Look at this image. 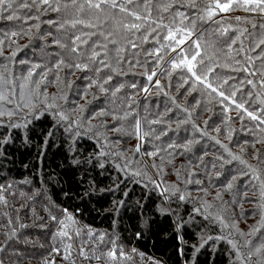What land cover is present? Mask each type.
<instances>
[{
  "label": "trees",
  "instance_id": "trees-1",
  "mask_svg": "<svg viewBox=\"0 0 264 264\" xmlns=\"http://www.w3.org/2000/svg\"><path fill=\"white\" fill-rule=\"evenodd\" d=\"M42 10L43 7L27 12L14 4L10 11L21 17H27L25 12L36 13L46 24L55 21L51 12ZM231 13L228 15H234ZM39 20L0 19V40L3 45L8 42L6 49L16 52L12 58L21 69L26 62L20 61L32 57L33 42L28 38ZM78 27L75 35H80ZM12 32L19 35L13 37ZM218 32L216 20H208L185 44L194 48L193 41L199 40L201 54L212 57L214 66L221 65L207 79L225 96L231 97L236 91L235 97L227 100L199 82L195 91L189 92L194 80L181 69L165 79L174 71L175 57L168 61L164 58L172 55L176 44L160 48L158 42H142L146 34L143 30L135 35L128 32L138 47L125 50L119 65L100 72L96 71L98 58L95 63L90 62L83 48L79 53L71 52L73 46L67 41L62 42L67 47L58 46L46 56L52 72L59 76L56 92L60 99L52 100V108L42 110L24 127L15 128L0 121V195L7 201L0 202L3 264H241L230 244L209 237L232 232L229 238L238 242L241 253L248 254L243 245L253 234L241 237L231 227L222 228L214 217L219 214L230 225L227 216L234 218V214L224 208V201L230 208L260 196L264 183V104L260 103L264 85L260 81L264 80V71L250 65L242 68L247 71L236 70L235 60L247 61L246 53L241 51L236 59L229 58L228 67H223L215 52L229 53V40ZM162 34L167 35V30ZM183 35L180 33L179 37ZM234 35L229 33L230 38ZM169 44L167 41L165 45ZM33 45L41 47L39 41ZM157 48L162 59H157ZM55 56L64 61L60 69L54 66L58 62ZM76 63L89 64V69L80 72L83 79L72 80L78 69L71 70L73 67L68 65ZM117 68L119 71H114ZM153 71L155 79L149 80ZM109 76L112 79L105 83ZM228 77L233 79L222 87L213 84L218 78ZM183 78L187 80L185 84ZM248 80L253 84H248ZM256 82L258 88L253 87ZM91 83L92 87H88ZM101 84L106 92L101 91ZM120 85L123 87L116 91ZM85 95L92 97L91 113L104 110L108 116L91 121L87 104L77 117L74 110ZM232 99L244 103L260 119L248 117ZM60 113L67 119L61 118ZM154 120L159 123H150ZM116 127L127 133L124 135L130 150L123 151L122 147L127 146L119 137L121 132L111 133ZM153 152L157 154L150 155ZM233 156L240 159L233 160ZM233 176L237 179L233 188L227 190ZM217 190L224 200L217 198ZM22 193L32 196H19ZM181 195L184 200L179 199ZM203 196H216L213 203H207L211 205L207 211L212 214L208 219L205 203L200 199ZM195 208L201 212H195ZM68 215L75 224L67 219ZM60 220L68 224L69 236L57 235L63 227ZM77 228L80 235H76ZM113 248L117 253L115 260L107 256ZM82 249L87 259L81 255ZM66 255L70 258L66 259ZM256 259L252 257L253 261Z\"/></svg>",
  "mask_w": 264,
  "mask_h": 264
},
{
  "label": "snow or ice",
  "instance_id": "snow-or-ice-1",
  "mask_svg": "<svg viewBox=\"0 0 264 264\" xmlns=\"http://www.w3.org/2000/svg\"><path fill=\"white\" fill-rule=\"evenodd\" d=\"M202 3H204V7L202 9L203 14L194 17L191 21V29L189 28H176L175 31L173 30L172 27H169L168 25H163L164 28H167V35L164 36V39L170 42H175L176 46L179 47L180 45H183L185 43V40L192 35V30L196 28V20L199 19L201 21L203 20H211L213 17L217 15L218 12H229L230 10L233 9V5L237 7H243L245 11H252L256 12L259 11L260 13H264V0H225V2H221V0H211V2H205V0H201ZM14 4H17L19 8L23 9H29L31 10L33 6L39 11L43 6H47L44 10L47 11L50 9L52 12L60 13L63 11L65 15L68 17L65 19L62 23L59 24L60 28H65L66 26H70L71 28L75 29L77 25H83L86 28H91V29H101V26L104 24H107L110 20L112 21V28L111 30H108L107 33H105L104 30H99L93 31V32H82L80 35L74 36L72 39V44L73 47L70 49L71 52L73 53H79L80 51V45H88L89 41L93 36L100 35L103 36L104 39L111 44H119L120 41L117 39V36L119 34L118 30H124L126 32H131L133 35H135L138 32H141L142 30L146 33L143 36V41L142 42H147L148 41V36L151 35L152 33H155L157 31V28L161 27V23L159 21L152 20V10H153V4L156 5L158 9H161L163 12H169L173 7L179 6V7H184L185 5L187 7L191 8H197V0H68V2L61 4L59 0H56L55 3L52 2V0H0V19H7V20H18V19H39V16L35 17H21L18 16L15 11H10L13 9ZM127 5H135L134 9H130ZM85 6H87V9L90 13V19H84L81 18V14L85 12ZM119 14H126V16H122L121 18H117L116 13ZM4 13H8L6 16ZM176 16H179L181 18V23L185 19H188V17L185 15V12L183 11H177ZM126 17H131L133 18L130 21L126 22ZM237 20H240V17H236ZM151 22V23H150ZM49 24L56 23V21L49 20ZM173 23H175V20H173ZM155 24V27H152L151 25ZM145 25H148V27H145ZM255 27V25H253ZM35 27L39 29L40 25L36 24ZM261 27H264V25H261ZM221 34H225L228 29H220ZM246 31V30H244ZM183 33L184 35L182 38L177 39L176 33ZM243 32H241V35ZM19 35L17 32H12L11 36L15 37ZM82 36L85 37L82 39ZM238 40H240V36H237L234 40L231 41V43L228 45L229 48L232 47L233 44H235ZM4 41L0 40V55H3V46ZM54 43L60 45L61 47H67V45L60 44L59 40H55ZM128 43L131 45L132 48H137L138 45L132 41L128 40ZM194 48L190 45L189 48L192 51V55L189 56L187 54H184V49H181V52L177 54V57H175L172 60V67L173 69H181L183 71H186L187 73L190 74L191 78H193L194 82L191 85L192 89L194 90L196 87V82H199L201 84H204L208 89H211L212 92H218V95L220 97H223L225 100L231 99L232 97H235L236 91H233L231 93V97L225 96L224 91H218L217 88H214L212 83L208 82V76L215 71V67H220L221 65H213L212 62V57L208 56H203L201 54L200 48V42L199 40L193 41ZM243 42L241 41V45ZM261 45H264V38H261L255 45V48H259ZM107 43L103 45H98L95 42L92 44V51L91 55L88 57L89 61L92 63L96 62V58L100 56V53L96 51L97 47H101L105 49V55H106V50H107ZM165 47H171V43L169 45H161L160 48H165ZM160 48L155 49V52L157 54V59H162V57L159 56ZM126 49L123 46H120L116 49V54L118 57H120V54L123 53ZM172 51H176V48H172ZM254 50V49H253ZM240 51H243V47L241 46ZM152 53H148V55H151ZM16 52H12L11 56L15 57ZM199 57V59H197ZM258 58H264V49L261 50L260 55ZM247 62L249 64L252 63V58L251 57H245ZM178 61V62H177ZM21 63H25L24 61H21ZM99 63L103 66V68H108L110 67L109 64H106L104 60H100ZM120 60H117V65H119ZM237 64H240V61H236ZM64 64V61L61 59L60 61L57 62L55 65L56 69H60L61 65ZM40 65H33L32 68H38ZM68 67H75L76 69L79 70H87L89 69V64L88 63H76L75 65H68ZM223 67H227V65H223ZM102 68L98 67L96 68L97 72H100ZM236 70H244L247 71V69H236ZM114 71H119V69H115ZM199 73V74H198ZM156 75V72L153 71L150 75H148V79L151 80L153 76ZM33 76V71H29L27 73V77L25 78L24 84L21 85V88L23 89L30 81V78ZM59 79V76L57 75V80ZM112 77L109 76L105 80V83H107L108 80H111ZM221 81V87L224 84L228 83L229 79H233V77H228L227 79L223 78H218ZM41 80H46V74L42 75ZM40 82H36V89H39L40 87ZM187 82V81H185ZM96 83V82H94ZM248 84H253L252 80L247 81ZM260 83L264 85V80H261ZM157 84H159V81H157ZM5 85H11L8 89V91L11 93V95H15L14 92V83L13 81H9L6 79L4 73L0 72V101H7V103H13V100L9 98V95L5 93L3 90ZM101 91L106 92L107 89L103 87V85H99ZM91 87V85H89ZM123 85H120L119 88L116 89V91H119L120 88H122ZM132 87H135V85H132ZM234 87V86H232ZM255 87V85H253ZM145 91L147 89H144ZM113 95H115V92H113ZM251 95V94H249ZM45 100L47 99L46 94H44ZM21 99H24L23 92L21 93ZM66 99V97H64ZM232 103L236 104V107L238 109H243L245 113H247L248 117H250L253 120H259L260 117L255 115L253 112L248 111L247 108L244 107V103H237L234 99H232ZM261 104H264V99L260 100ZM23 107L30 108L33 111H35L34 104L32 103L31 100H29L27 103L23 105ZM48 108H52V104L47 105ZM83 108V106H80ZM16 108H21V104L17 103ZM7 114L8 116L14 115V112L9 110L7 113L4 111H0V116ZM42 114V113H41ZM97 115H105L103 111L97 113ZM127 115V113L125 114ZM61 118L67 119L66 116H64L63 113H60ZM116 119H120L117 117ZM150 123H159L158 120L151 121ZM207 123V122H205ZM14 127H19L20 125H13ZM136 131L139 133L140 129V121H136ZM116 132H120L121 128L116 127L114 129ZM216 131H219V129H216ZM213 139H215L213 137ZM192 142L189 141L188 144H191ZM172 145H169L171 147ZM187 146V145H186ZM140 145H137L136 151H139ZM226 148V146H225ZM157 153L153 152L150 153V155L155 156ZM221 159H223L221 157ZM233 160H239L240 157L238 156H233ZM231 161H228L230 163ZM242 163H246L244 161H241ZM155 166V165H154ZM103 167V165H101ZM215 167V165H213ZM223 167V165H221ZM251 168V166L249 165ZM136 175H139V173H136ZM217 175H220V173H217ZM244 175H247V173H244ZM237 179L236 176L232 177V181L228 182L226 185L227 190H231L233 188V181ZM259 179V177H257ZM196 183H201L200 181H196ZM158 187V185H157ZM0 191H2V187H0ZM178 191V189H177ZM220 193H217V198H220ZM246 195V194H245ZM179 199L184 200L185 197L181 195ZM0 202L7 203L6 199L0 195ZM211 207V205L205 204L204 206V214H205V219H208L210 216H212L211 213H209L207 210L208 208ZM259 207L261 209V219L260 221L257 222L259 227L257 226H252L251 230L249 233L243 232L240 228L238 223L233 222L232 225L227 224V222L224 220V218L217 214L214 217V220L216 222H219L222 228H233L235 229V232L238 233L241 237H245L247 235L255 234L260 231V228H264V183L261 185L260 189V202H259ZM67 212V209L64 210ZM195 212L200 213L201 209L200 208H195ZM52 220H56L55 216L51 217ZM67 219L71 221L73 224L76 223L74 218L71 215L67 216ZM59 223L63 226L58 232L57 235L61 237H66L69 236L68 231L66 230L68 228V224L65 223L64 220H60ZM24 227V225H22ZM81 230L79 228L76 229V235H80ZM93 233L91 230H89L88 235L91 236ZM233 236V233L230 232L228 236H217L215 238L209 237V239H217V240H225L228 244H230L231 249L235 250L236 253V259L238 261H241V264H244L246 261L247 264H264V243H261L258 247L255 248L254 251H249L247 256H245L243 253L240 251V246H238V242L235 239H230L229 237ZM100 240L103 241V236L100 237ZM250 240H245L244 245L245 247L251 245ZM69 247H71L69 245ZM0 251H3L2 248H0ZM57 251H59L57 249ZM133 251H136L133 249ZM81 255H85L83 249L81 250ZM121 255H124L123 252H121ZM107 256L111 258V260H115L117 258V253L116 249L113 248L112 251L107 253ZM255 256L257 259L255 261L252 260V257ZM66 259L70 258L69 255L65 256ZM85 258L87 259L88 257L85 255ZM97 260L100 259L99 256L96 257ZM0 264H3L2 261H0ZM74 264V262H73Z\"/></svg>",
  "mask_w": 264,
  "mask_h": 264
},
{
  "label": "rangeland",
  "instance_id": "rangeland-1",
  "mask_svg": "<svg viewBox=\"0 0 264 264\" xmlns=\"http://www.w3.org/2000/svg\"><path fill=\"white\" fill-rule=\"evenodd\" d=\"M53 3L56 2V0H52ZM61 4H64L68 2V0H59ZM83 2V0H81ZM205 2H211V0H205ZM221 2H225V0H221ZM242 3V0H241ZM197 8H191L187 7L186 5L184 7H173L169 12H163L161 9H158L155 4H153V10H152V20L159 21L161 23V27L157 28V31L155 33H152L151 35L148 36V39L151 40L152 42H158L161 45H165L167 40L164 39V34L162 32L164 29L167 30V28H164L163 25H168L169 27H172L173 30L175 31L176 28H189L191 29V24L190 21L199 15H202V9L204 7V3L201 2V0H197ZM130 9H134L135 5H127ZM47 8V6H43L42 12H51L52 16L55 18L56 23L53 24H46L44 21H40L39 24H41V29H37L35 27V30L33 32L30 31V36L29 40H31V43L33 42L34 44H38L41 46L40 49H37L34 47L33 43L32 46L30 47V52L32 57H29V59L22 60L26 62V65L21 69L20 65L13 60L11 53L12 51L10 49H6V44L2 46L3 50V55H0V72L4 73L5 77L9 81H13L14 83V92L15 95H11V93L8 91L11 85H5L3 90L7 95H9V98L13 100V103H7V101H0V111H4L7 113L9 110L14 112V115L8 116L7 114L0 116V121L5 122L6 124L13 126V125H20L19 127L15 128H21L24 127L25 125L30 122V120L37 116L38 114L41 113L42 110L48 108L47 105L51 104L52 100H57L60 99V95L57 94L56 88L58 86L57 76L52 72V68L49 67L51 64L47 61L46 56H49L53 50H55L58 46V44L54 43L55 40H59L60 44L62 42H69L72 46V39L74 38L75 32L79 30L80 26V34L82 32H93L99 30H104L105 33H107L108 30H111L112 28V21L110 20L107 24H104L101 26V29H91V28H86L83 25H77L75 29L71 28L70 26H66L65 28H60L59 24L62 23L65 19L68 17L65 15L63 11L60 13L52 12L50 9L45 11L44 9ZM32 9H35V6L32 7ZM29 9H27L28 12ZM177 11H183L185 12V15L188 17V19H185L183 23H181V18L179 16H176ZM25 12V11H24ZM230 12L231 14L234 15H228ZM5 14V13H4ZM36 14V13H35ZM35 14L31 13H26L25 16L27 17H35ZM117 18H121L122 16H126V14H119L118 12L116 13ZM236 17H240V20H237ZM81 18L84 19H90V13L87 9V6H85V12L81 14ZM44 19V18H43ZM133 18L131 17H126V22L132 20ZM212 19L216 20L218 24V30L221 34L220 29H228V31L225 34H221L226 41L229 40V44L231 43L232 40H234L237 36H240V40H238L235 44L232 45L231 48L228 47V52L229 53H223L222 51H216V55L220 57L219 62L222 65H226L229 63V58L236 59L237 53L240 52L241 46L243 47V52L245 57H251L252 58V63L249 64L247 61L243 62L240 61V64H237L235 60V69H242L245 68V66L250 65L252 68L258 69V70H263L264 71V58H258L260 55V52L262 49H264V45H261L259 48H255L256 43L261 39L264 38V27H261V25H264V13H260L259 11L252 12V11H245L243 7H237L233 5V9L230 10L229 12H218L215 17ZM173 20H175V23H173ZM208 20H196V28L192 30V33L194 34L195 30L198 28V26L203 25L207 22ZM18 23L17 21H15ZM44 22V23H41ZM151 23V22H150ZM255 25V27L253 26ZM152 27H155V24L151 25ZM246 30V31H244ZM51 33H50V32ZM119 34L117 36V39L120 41L119 44H111L108 43L103 36H100L99 34L96 36H93L91 40L89 41L88 45H80V48H83V54L86 56L91 55L92 51V44L95 42L98 45H103L107 43V50H106V55H105V49L101 47H97L96 51L100 53V56H106L105 63L109 64L110 67L117 66V60L121 58L117 56L116 54V49L120 46H123L126 50L131 51V45L128 43V40H133L134 36L130 35L128 32L124 30H118ZM235 33L234 36L230 38L229 33ZM241 32L243 34L241 35ZM179 32L176 33L177 39H180L179 37ZM85 37L82 36V39ZM195 38V37H194ZM14 40V39H11ZM38 40V41H37ZM187 40V39H186ZM185 40V42H186ZM241 41L243 44L241 45ZM170 42V41H169ZM174 42V41H173ZM172 43V42H170ZM154 44V43H150ZM54 45V46H52ZM185 47L184 54H187L190 58L192 55L191 49L188 47L187 48V43L180 45L179 47L175 46L176 51L172 53V55H166L164 60L168 61L173 57H177V54L180 52V48L182 49ZM71 49V48H70ZM69 49V50H70ZM254 49V50H253ZM68 50V51H69ZM141 51H147L144 50L143 48ZM55 58L60 61V57L55 56ZM99 60L100 57H97ZM21 62V61H20ZM218 62V61H217ZM33 65H40V67L33 69ZM56 65V64H55ZM54 65V66H55ZM97 66L100 68H103V66L98 62ZM229 66V65H228ZM227 66V67H228ZM109 68V67H108ZM75 70V67H73L71 70ZM132 69V68H131ZM33 71V76L30 78L29 83L22 89L21 85L24 84L25 78L27 77V73L29 71ZM82 70H77L75 71L74 77L72 80L75 79H83L84 77L80 75V72ZM176 73V69H174L173 73L170 72L168 73L167 77L165 79H169L170 77H173V75ZM46 74V80H41L42 75ZM173 74V75H172ZM199 74V73H198ZM179 75V74H178ZM156 76V75H155ZM155 76H153V80L155 79ZM40 82V87L39 89H36V82ZM187 81L186 78H183V83L185 84ZM93 83V82H92ZM88 84L87 86L93 84ZM213 84H221V81L218 79L216 81H213ZM232 84V83H231ZM256 88H258V82L255 84ZM262 86V84H261ZM195 91L193 90L192 87L189 89V92ZM23 92L24 99H21V93ZM46 94L47 99L45 100ZM84 100L79 103V107L74 110V114L78 117V112L81 113L85 108L86 105L89 104V106L86 108V112L88 111V117L90 118L91 121L95 120L98 122L100 119H104L108 116V114L104 110H98L97 112L91 113V108H90V102L92 101L91 96H84ZM29 100L32 101L35 107V111H33L30 108L23 107L25 103H27ZM19 103L21 104V108H16V104ZM53 105V104H52ZM54 106V105H53ZM80 106H83L81 108ZM103 111L105 115H97V113ZM73 112V111H72ZM107 122V120H105ZM130 127V125H127ZM14 127V126H13ZM111 132V131H110ZM121 134H119V137H122L123 140H125V146L127 147H122L123 151H128L130 150L129 148V142L126 139V136L124 134H127L121 129ZM111 133H116V131H113ZM118 133V132H117ZM109 134V133H108ZM122 145V143H120ZM217 193H220L219 190H217ZM221 194V193H220ZM19 196H32V194H19ZM36 196V195H35ZM216 196H203L200 198L203 203L207 204L209 202L215 201ZM223 196L220 195V199L222 200ZM226 199V198H225ZM224 200V199H223ZM220 202V201H218ZM259 202H260V196H258L257 199H254L252 202L240 204V205H234V206H228L226 205V201H224V208L228 209V211L232 214H234V218H230L227 216V220H231V223L233 222L238 223L239 228L245 232L249 233L251 230L252 226H257L258 221L261 219V209L259 207ZM222 205V204H221ZM251 246L245 247V252L249 251H254L256 247H258L261 243H264V228H260V231L253 234L252 238L250 239ZM257 258V257H256Z\"/></svg>",
  "mask_w": 264,
  "mask_h": 264
}]
</instances>
